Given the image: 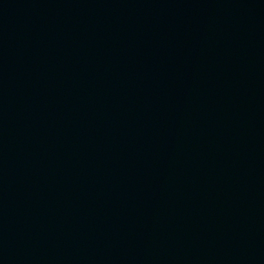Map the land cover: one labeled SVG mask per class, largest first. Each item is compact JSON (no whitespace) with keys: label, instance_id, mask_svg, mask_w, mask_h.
<instances>
[{"label":"water","instance_id":"water-1","mask_svg":"<svg viewBox=\"0 0 264 264\" xmlns=\"http://www.w3.org/2000/svg\"><path fill=\"white\" fill-rule=\"evenodd\" d=\"M0 264H264V0H0Z\"/></svg>","mask_w":264,"mask_h":264}]
</instances>
